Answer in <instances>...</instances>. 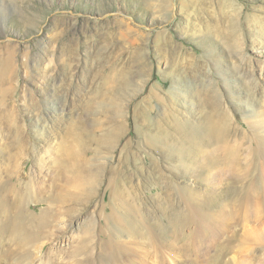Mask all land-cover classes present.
<instances>
[{"label": "rangeland", "instance_id": "374dc122", "mask_svg": "<svg viewBox=\"0 0 264 264\" xmlns=\"http://www.w3.org/2000/svg\"><path fill=\"white\" fill-rule=\"evenodd\" d=\"M39 254L264 264V0H0V264Z\"/></svg>", "mask_w": 264, "mask_h": 264}, {"label": "bare ground", "instance_id": "6f19581e", "mask_svg": "<svg viewBox=\"0 0 264 264\" xmlns=\"http://www.w3.org/2000/svg\"><path fill=\"white\" fill-rule=\"evenodd\" d=\"M241 44H242V43H241ZM36 253H37V252H36ZM38 260H39V264H44V263H43V256H42V254H39Z\"/></svg>", "mask_w": 264, "mask_h": 264}]
</instances>
